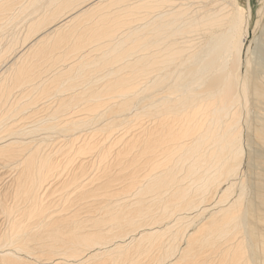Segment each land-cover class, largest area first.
<instances>
[{"label":"bare ground","instance_id":"6f19581e","mask_svg":"<svg viewBox=\"0 0 264 264\" xmlns=\"http://www.w3.org/2000/svg\"><path fill=\"white\" fill-rule=\"evenodd\" d=\"M99 255L264 264V0H0V264Z\"/></svg>","mask_w":264,"mask_h":264},{"label":"rangeland","instance_id":"374dc122","mask_svg":"<svg viewBox=\"0 0 264 264\" xmlns=\"http://www.w3.org/2000/svg\"><path fill=\"white\" fill-rule=\"evenodd\" d=\"M241 5L243 4V2H244V0H237ZM250 1V3H251V0H249ZM8 28H9V26L5 29V32L6 31H8ZM251 39H249L247 42H246V44L248 45L249 44V41H250ZM48 144H50V143H48ZM51 146V145H50ZM9 184L10 183H8V186H7V188L9 187ZM6 188V189H7ZM54 196H55V198L57 197L56 196V194H54ZM54 198V197H53ZM21 199H23V198H16L15 197V200H21ZM57 199V198H56ZM52 200V199H51ZM205 204H207V202L205 203ZM189 213V214H188ZM187 214H186V216L185 217H187V218H189V219H185L186 220V222L185 223H187L188 221H190V217H192V215H193V213L191 212V214H190V212H188ZM167 220V219H166ZM168 221V222H167ZM167 221H163L162 222V226H165V224L168 226V227H170L171 226V224H172V226H173V223L174 222H171V221H169V220H167ZM184 221V220H183ZM164 222H166L165 224H164ZM171 222V223H170ZM169 223V224H168ZM184 222H182V224H183ZM184 223V224H185ZM170 225V226H169ZM188 225V224H187ZM186 226V225H185ZM172 229H174V228H172ZM191 229V230H190ZM192 231V228H188V230H187V232H191ZM117 242V240H115V239H113V240H111V242L110 243H108L107 244V247H112V245H114L115 243ZM109 245V246H108ZM184 247V242L183 243H181L180 244V248H183ZM103 250V249H102ZM179 250V249H178ZM155 251L156 250H154V249H152L151 250V254H153V253H155ZM180 251V250H179ZM178 252V251H177ZM101 253V252H100ZM150 254V255H151ZM133 256V255H132ZM98 257H100V258H98ZM98 259V260H97ZM107 257L106 256H102V255H99V256H97V258L95 259V260H93V261H89V262H87V263H85V264H104V263H107ZM26 261H31V258H26ZM100 262V263H99ZM38 263H43L42 261H39ZM37 263V264H38ZM72 264H76V262H73ZM121 264H128L126 261H123Z\"/></svg>","mask_w":264,"mask_h":264}]
</instances>
